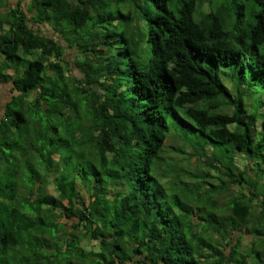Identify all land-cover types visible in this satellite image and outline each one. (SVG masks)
I'll return each mask as SVG.
<instances>
[{"label": "trees", "instance_id": "16d2710c", "mask_svg": "<svg viewBox=\"0 0 264 264\" xmlns=\"http://www.w3.org/2000/svg\"><path fill=\"white\" fill-rule=\"evenodd\" d=\"M0 83V264H264V0H0Z\"/></svg>", "mask_w": 264, "mask_h": 264}, {"label": "rangeland", "instance_id": "374dc122", "mask_svg": "<svg viewBox=\"0 0 264 264\" xmlns=\"http://www.w3.org/2000/svg\"><path fill=\"white\" fill-rule=\"evenodd\" d=\"M26 0H24L25 2ZM16 2H18V0H11L12 4H16ZM68 56H70L72 54V51L69 50L67 51ZM31 59V58H30ZM230 85V83H228ZM11 85L9 84H0V116L3 115L4 113V105L6 103L7 100L10 99L11 97V91H10ZM255 96L256 99L259 101H262V103H264V91L258 90L255 92ZM261 121V120H260ZM259 121V123H260ZM179 142L174 141V139L169 138L167 141V155L177 161H181L180 165L177 168L178 169H183V166L186 168H194L195 167V160L188 159V154L187 153H182L181 151H176L175 148L179 147ZM176 145V146H174ZM187 151L190 152L191 148L188 147ZM246 159L242 158V157H238L237 158V163L240 165L241 168H244L246 166ZM212 174H214V171H211ZM190 180V179H189ZM47 190L52 193V194H56V190L53 184H50L49 187L47 188ZM89 245H93L94 241L91 240L89 243Z\"/></svg>", "mask_w": 264, "mask_h": 264}, {"label": "crops", "instance_id": "0c3cea01", "mask_svg": "<svg viewBox=\"0 0 264 264\" xmlns=\"http://www.w3.org/2000/svg\"><path fill=\"white\" fill-rule=\"evenodd\" d=\"M0 84H4V83H0ZM7 101H8V100H7ZM7 101H6V102H7Z\"/></svg>", "mask_w": 264, "mask_h": 264}]
</instances>
